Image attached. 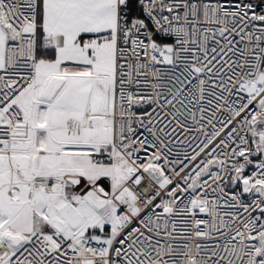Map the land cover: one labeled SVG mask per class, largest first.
I'll return each mask as SVG.
<instances>
[{
  "label": "snow or ice",
  "instance_id": "obj_1",
  "mask_svg": "<svg viewBox=\"0 0 264 264\" xmlns=\"http://www.w3.org/2000/svg\"><path fill=\"white\" fill-rule=\"evenodd\" d=\"M0 264H264V0H0Z\"/></svg>",
  "mask_w": 264,
  "mask_h": 264
}]
</instances>
